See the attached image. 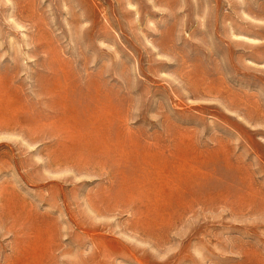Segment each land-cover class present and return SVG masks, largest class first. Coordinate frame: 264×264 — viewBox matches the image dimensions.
Masks as SVG:
<instances>
[{"label":"rangeland","instance_id":"rangeland-1","mask_svg":"<svg viewBox=\"0 0 264 264\" xmlns=\"http://www.w3.org/2000/svg\"><path fill=\"white\" fill-rule=\"evenodd\" d=\"M0 264H264V0H0Z\"/></svg>","mask_w":264,"mask_h":264},{"label":"bare ground","instance_id":"bare-ground-1","mask_svg":"<svg viewBox=\"0 0 264 264\" xmlns=\"http://www.w3.org/2000/svg\"><path fill=\"white\" fill-rule=\"evenodd\" d=\"M43 108V107H42ZM9 116V115H8ZM38 124V123H37Z\"/></svg>","mask_w":264,"mask_h":264}]
</instances>
